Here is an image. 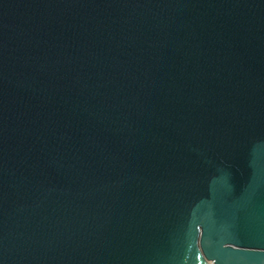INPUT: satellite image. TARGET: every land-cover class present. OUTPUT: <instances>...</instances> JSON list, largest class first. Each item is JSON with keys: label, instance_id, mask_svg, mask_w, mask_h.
I'll return each instance as SVG.
<instances>
[{"label": "water", "instance_id": "obj_1", "mask_svg": "<svg viewBox=\"0 0 264 264\" xmlns=\"http://www.w3.org/2000/svg\"><path fill=\"white\" fill-rule=\"evenodd\" d=\"M0 264H264V0H0Z\"/></svg>", "mask_w": 264, "mask_h": 264}]
</instances>
